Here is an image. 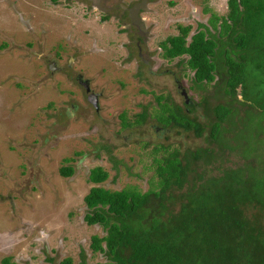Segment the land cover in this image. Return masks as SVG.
I'll use <instances>...</instances> for the list:
<instances>
[{"label": "rangeland", "instance_id": "obj_1", "mask_svg": "<svg viewBox=\"0 0 264 264\" xmlns=\"http://www.w3.org/2000/svg\"><path fill=\"white\" fill-rule=\"evenodd\" d=\"M135 1L0 0V261L78 264L82 253L87 264L104 262L88 248L102 229L83 222L89 171L107 173L104 189L146 192L157 181L155 161L167 153L215 148L207 131L217 104L225 106L221 113L233 108L236 127L246 124L248 143L262 148L253 134L264 140V130H256L263 116L238 102V88L236 100L226 96L215 75L196 89L186 57L165 60L158 47L179 25L191 35L210 14L225 16L226 0H146L142 35L126 16ZM164 101L203 127L201 136L159 124ZM143 110V123L121 127L122 114L131 123ZM239 151H220L208 168L216 174L217 166L254 165ZM61 167L71 175L59 176Z\"/></svg>", "mask_w": 264, "mask_h": 264}, {"label": "trees", "instance_id": "obj_2", "mask_svg": "<svg viewBox=\"0 0 264 264\" xmlns=\"http://www.w3.org/2000/svg\"><path fill=\"white\" fill-rule=\"evenodd\" d=\"M189 33V26L179 25L176 35L159 42L162 58L186 57L196 89L213 83L215 75L222 76L223 93L236 100L238 88V102L260 112L263 123L264 0H226L225 16L210 14L207 26L197 24ZM249 75L252 85L247 90ZM183 105L186 110L190 107ZM158 107L159 124L196 137L203 133L204 128L180 107L168 106L166 101ZM223 107H213L215 121L207 131L215 148L167 153L155 161L157 181L144 193L134 188L104 189L99 184L107 173L100 168L89 171L92 186L82 197L83 222L99 226L104 235L91 236L88 248L106 259L95 264H264V140L254 133L262 148L248 143L247 125L236 127L233 108L221 113ZM145 116L143 110L130 123L122 114L121 127L140 125ZM261 125L256 130L263 134ZM238 148L242 161L248 159L254 165L217 166L213 174L208 167L219 160L220 151ZM248 152L250 156L245 155ZM200 168L204 172H198ZM71 172L70 167L58 170L61 177ZM79 259L78 264H87L82 253ZM0 263L7 264V259Z\"/></svg>", "mask_w": 264, "mask_h": 264}, {"label": "flooded vegetation", "instance_id": "obj_3", "mask_svg": "<svg viewBox=\"0 0 264 264\" xmlns=\"http://www.w3.org/2000/svg\"><path fill=\"white\" fill-rule=\"evenodd\" d=\"M144 1V2H143ZM91 2V1H90ZM98 2V0H95V3H97ZM145 3H146V0H137V1H135L134 3H133V5H131L129 8H127L126 9V16H127V18H128V21H129V23H130V25H132L136 30H137V33H138V35H142V34H144L145 33V30H144V27H143V25H142V23H141V18L139 17V14L142 12V11H144L145 10ZM139 4H143V5H140L139 7H138V12L136 13V16L138 17V25H140L139 27L137 26V25H134V24H132L131 22H130V19H129V17H128V10L129 9H132L135 5H139ZM123 8V7H122ZM138 42H140V39H138L137 38V42L136 43H138ZM78 78V84L81 86V84H82V87H83V89H84V86L88 89V92H89V87L86 85V83H84V81L82 82V81H80L79 80V77H77ZM85 90V89H84ZM85 92H86V90H85ZM87 92V93H88ZM182 94H184V93H182ZM89 95V94H88ZM182 97H183V95H182ZM183 104H185V105H188L187 104V97H186V94H185V97H183ZM186 102V103H185Z\"/></svg>", "mask_w": 264, "mask_h": 264}, {"label": "water", "instance_id": "obj_4", "mask_svg": "<svg viewBox=\"0 0 264 264\" xmlns=\"http://www.w3.org/2000/svg\"><path fill=\"white\" fill-rule=\"evenodd\" d=\"M85 1H91L92 3H95V0H85ZM144 2V1H143ZM143 4L135 5L132 9L128 10V17L130 19V22L134 25H137L138 27V17L136 16V13L138 12V7ZM141 27V26H140ZM84 89L88 91V89L84 86ZM183 97H185V94H182ZM87 101L92 104V106L96 109V100L94 95H89L87 98ZM186 103V102H185Z\"/></svg>", "mask_w": 264, "mask_h": 264}]
</instances>
